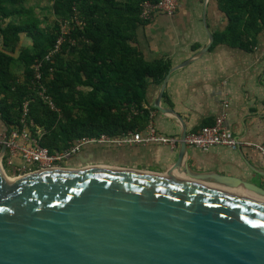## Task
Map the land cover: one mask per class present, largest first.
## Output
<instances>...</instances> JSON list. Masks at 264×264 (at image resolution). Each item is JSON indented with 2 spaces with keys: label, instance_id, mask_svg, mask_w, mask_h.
Instances as JSON below:
<instances>
[{
  "label": "water",
  "instance_id": "95a60500",
  "mask_svg": "<svg viewBox=\"0 0 264 264\" xmlns=\"http://www.w3.org/2000/svg\"><path fill=\"white\" fill-rule=\"evenodd\" d=\"M204 23L209 43L170 69L153 105L181 123L178 157L162 172L90 165L13 179L0 147V264H264V181L195 168L185 122L161 105L171 75L212 47Z\"/></svg>",
  "mask_w": 264,
  "mask_h": 264
},
{
  "label": "trees",
  "instance_id": "16d2710c",
  "mask_svg": "<svg viewBox=\"0 0 264 264\" xmlns=\"http://www.w3.org/2000/svg\"><path fill=\"white\" fill-rule=\"evenodd\" d=\"M28 1L0 0V132L19 127L25 100L31 101L29 119L43 130L41 143L50 152L86 136L144 129L149 88L161 86L172 68L168 59L145 60L134 45L138 28L147 24L140 18L142 4L159 0H52L56 19L45 27ZM211 2L226 21L222 31L212 33L214 43L253 52L264 30V0ZM74 15L84 24L71 32L75 45L64 42L61 55L45 62L61 35L60 20ZM23 37L31 44L22 45ZM39 61L45 95L58 111L39 96L32 69ZM15 62L24 65L22 76L12 70Z\"/></svg>",
  "mask_w": 264,
  "mask_h": 264
},
{
  "label": "crops",
  "instance_id": "0c3cea01",
  "mask_svg": "<svg viewBox=\"0 0 264 264\" xmlns=\"http://www.w3.org/2000/svg\"><path fill=\"white\" fill-rule=\"evenodd\" d=\"M52 5L51 0L50 11ZM205 17L211 33L224 29L223 14L211 0H181L175 15L157 13L139 27L134 45L145 60L168 59L172 67H176L194 58L209 43ZM17 63L22 64L15 62L12 70ZM159 91L160 86L149 88L147 100L150 107L157 100ZM165 94L161 105L180 115L187 132L213 125L223 110V101L227 100L233 134L251 143L264 144V30L253 52L221 42L213 43L203 57L171 75ZM153 114L159 135L178 138L175 127L179 124L181 130V123L177 118L158 110ZM241 149L242 153L221 146L208 151L188 148L189 160L195 168H218L222 174L256 183L264 181L248 167L242 154L260 169H264V157L253 148ZM177 157L178 146L172 149L157 143L131 147L94 145L74 157L68 168L130 164V169L151 168L162 172V167L172 165Z\"/></svg>",
  "mask_w": 264,
  "mask_h": 264
},
{
  "label": "built area",
  "instance_id": "2783aa9c",
  "mask_svg": "<svg viewBox=\"0 0 264 264\" xmlns=\"http://www.w3.org/2000/svg\"><path fill=\"white\" fill-rule=\"evenodd\" d=\"M180 2L181 0H159L158 3L146 1L141 6L140 18L144 22H148L157 13L173 16L178 11ZM83 25V21L77 15L60 20L61 35L53 50L45 57V62H53L58 54L61 55V47L64 42L69 41L71 45H75V41L70 37L71 32L74 27ZM42 67L43 61L36 62L32 67L34 81H37L39 86V96L49 104L51 109L58 111L51 99L45 95L46 86L43 82ZM50 78L52 77L50 76ZM20 80H23L22 77ZM30 102V100H25L22 105L19 127L0 132V147L6 146L7 141L3 167L4 170L7 168L13 171V179L45 168H68V163L88 146L131 147L147 146L153 143L166 145L172 149L178 146V138L158 134L153 121L154 114L150 111L148 123L144 129L130 130L118 136L107 134L94 137L86 136L77 139L67 149L50 152L41 143L43 130L29 119ZM222 107L223 110L216 117L213 125L187 133V147L200 151H208L219 146L232 150L248 147L253 148L264 157V144L251 143L233 134L229 125V102L223 101Z\"/></svg>",
  "mask_w": 264,
  "mask_h": 264
},
{
  "label": "rangeland",
  "instance_id": "374dc122",
  "mask_svg": "<svg viewBox=\"0 0 264 264\" xmlns=\"http://www.w3.org/2000/svg\"><path fill=\"white\" fill-rule=\"evenodd\" d=\"M26 6L28 8H32L34 13L37 15V17H39L41 21L43 20L45 21L44 24H41V27H45L46 25L52 26L54 24L56 18L54 17V15L51 14L50 11L51 0H29L26 3ZM30 41H31L30 39L23 37L22 45H28L31 43ZM65 58H67V56ZM13 68H14L13 71L15 73L20 72L19 75L22 74V72L24 71L23 64L17 63V65L14 66ZM147 109L153 112L156 111V110H152L150 106H148ZM5 173L7 174L8 177L14 178L13 171H11L10 169L5 168Z\"/></svg>",
  "mask_w": 264,
  "mask_h": 264
}]
</instances>
